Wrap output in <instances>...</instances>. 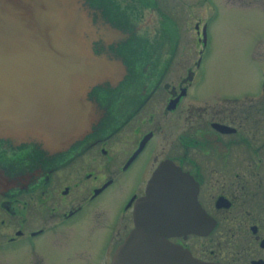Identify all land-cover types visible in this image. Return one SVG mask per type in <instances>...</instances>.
I'll return each instance as SVG.
<instances>
[{
	"label": "flooded vegetation",
	"instance_id": "1",
	"mask_svg": "<svg viewBox=\"0 0 264 264\" xmlns=\"http://www.w3.org/2000/svg\"><path fill=\"white\" fill-rule=\"evenodd\" d=\"M86 2L98 28L124 34L92 48L125 72L89 89L99 116L65 149L0 137V169L16 179L0 189V264H46L40 236L41 249L59 254L49 264H109L163 161L194 191L192 228L166 238L201 260L264 264V61L255 52L254 76L211 88L196 74L206 54L201 11L192 16L200 0L186 13L166 0ZM164 19L178 21L172 32Z\"/></svg>",
	"mask_w": 264,
	"mask_h": 264
},
{
	"label": "water",
	"instance_id": "2",
	"mask_svg": "<svg viewBox=\"0 0 264 264\" xmlns=\"http://www.w3.org/2000/svg\"><path fill=\"white\" fill-rule=\"evenodd\" d=\"M91 11L86 0H0L1 138L53 153L96 122L99 110L87 92L104 81L116 83L125 68L120 58L93 50V40L123 33L98 28ZM15 184L0 169V189ZM193 204L189 176L169 162L158 164L134 203V226L109 264H221L166 238L192 228Z\"/></svg>",
	"mask_w": 264,
	"mask_h": 264
},
{
	"label": "rangeland",
	"instance_id": "3",
	"mask_svg": "<svg viewBox=\"0 0 264 264\" xmlns=\"http://www.w3.org/2000/svg\"><path fill=\"white\" fill-rule=\"evenodd\" d=\"M166 1L184 7L190 0ZM200 3L194 6L195 14L192 13V16L201 11V19L206 25L203 35L206 39V54L202 56L196 74L203 76L202 82H210L211 88L221 81L230 83L220 87L221 91L236 88L240 77L254 76V66L260 64L255 52L264 61V0H200ZM185 8L183 13L187 11ZM151 12H146V16H150ZM171 20L163 21L170 32L178 23L177 20ZM160 22L162 24V20ZM203 88L200 84L199 89ZM194 91L191 90L192 95ZM41 237L35 239L36 248L45 252L46 264H49L59 254L52 249H41Z\"/></svg>",
	"mask_w": 264,
	"mask_h": 264
}]
</instances>
